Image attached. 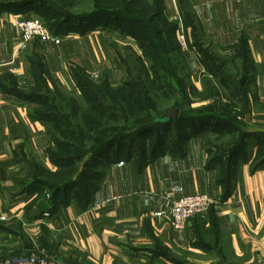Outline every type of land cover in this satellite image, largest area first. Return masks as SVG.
<instances>
[{"label": "crops", "instance_id": "obj_1", "mask_svg": "<svg viewBox=\"0 0 264 264\" xmlns=\"http://www.w3.org/2000/svg\"><path fill=\"white\" fill-rule=\"evenodd\" d=\"M161 2L166 20L176 26L180 56L193 80V107L226 94L228 103L219 104L232 105L230 126L236 124L234 118L240 121L241 149L228 158L234 138L220 145L221 130L199 129L187 139L183 155L166 151L146 163L134 157L106 162L89 203L58 200L60 191L39 179L40 172L57 174L61 169L51 157L58 148L52 125L37 117L40 101L11 90L34 87L41 64L50 94L87 109L73 67L95 83L106 81L117 89L129 75L144 77L142 49L133 34L101 20L57 34L59 44L39 38L23 42L16 25L20 12L2 10L0 257H18L36 246L67 264H264V132L250 131L264 128L262 0ZM35 5L24 14L44 18L31 10ZM198 40L213 49L216 74L202 64ZM243 62L249 64L245 71ZM210 159L215 160L211 165ZM228 160L232 186L224 199L219 176L229 169ZM192 193H206L214 203L207 214L175 230L169 210L176 199Z\"/></svg>", "mask_w": 264, "mask_h": 264}, {"label": "trees", "instance_id": "obj_2", "mask_svg": "<svg viewBox=\"0 0 264 264\" xmlns=\"http://www.w3.org/2000/svg\"><path fill=\"white\" fill-rule=\"evenodd\" d=\"M87 2L88 6L85 5ZM31 4H36L31 10L41 12L40 14L47 21L50 30L55 34L68 33V29L71 28L64 29L65 24L72 20H78V23H91L101 20L104 26H112L120 31L133 34L142 49V61L145 67L146 57L148 56V53L145 52L147 49L159 48L164 57H168L170 52L180 55L181 46L176 37V26L166 20L161 0H92V2L84 0H3L0 1V11L9 10L24 14ZM38 5H42L43 9H47L48 12L42 13L45 10H38ZM134 8L137 11H134ZM140 8H143L144 11L140 12L138 10ZM122 14L128 16L135 14L138 16L136 18H127ZM106 17H108V20L115 17V20L123 19L132 23V25H139L140 28L137 26V29H127L118 25V23L109 22ZM153 24L156 25L155 28L151 26ZM150 30L156 32V44L151 41ZM197 45L202 56V64L209 72L216 74L219 66L212 62L214 58L213 49L209 45H205V48H202L200 40L197 41ZM241 51L244 53L243 49ZM160 60H163L164 64H162V67L167 70V65L165 64L167 61L162 58ZM248 66L247 62H243L242 70L245 71ZM153 68L155 67L153 66ZM148 71L149 69H145L147 73L146 79L129 75L122 86L114 89L106 81L100 84L95 83L84 70L79 67H73L72 73L76 83L83 92L88 104L87 109H82L75 100L68 99L61 94L58 97L50 94L47 71L41 64L36 69L37 82L34 87L27 90H19L15 86L13 87L12 93L40 101L42 108L37 110V117L48 121L52 125L51 137L58 150H67L65 156L58 155L55 152L56 150L51 152L53 163L61 169L57 174L40 172V177L42 175H50L51 177L49 181L39 178L40 181L51 187L53 191H67L66 189L69 186L67 182L61 181L60 183L58 179L55 180L61 175L60 173L67 169L74 171L80 160L91 156L94 159L101 155L104 157L108 155L109 160L111 159L110 161L133 158L130 155L121 157L123 142L128 141L129 147H132L134 146L132 142L133 136L145 133L148 130H154L157 127H166V129L174 127L176 138L173 140L174 148L170 149V152L176 155H183L187 139L195 134L197 130L204 128L221 130L213 127L217 126L215 123H224L225 126L221 127L223 130L228 125H231L228 124L230 121L228 116L232 113L231 104L222 106L214 102L200 108H194V98L191 96L189 86L183 88L184 100L178 102V105L172 108L178 110L177 115L174 114L169 119L162 121L172 110L169 109L164 113V116L154 117L156 108L154 101L149 96L151 94L150 86L153 85L154 77L150 79L152 76ZM146 81H148L147 84ZM163 87L168 88L167 85ZM115 107L121 109L124 116L121 117L118 111L115 113ZM129 118L132 122H129ZM221 118L224 120H219ZM125 119L127 120L122 122ZM211 123L213 124L211 125ZM239 132H242V136L239 143L230 148L228 158H231L229 155L232 151L235 149V151L240 150L243 145L244 131L241 130ZM114 147L115 157L112 159L109 156V151ZM156 147L155 145L154 149H157ZM155 153L156 151L148 156V152L145 149V155H142L137 160L146 163L158 155ZM214 161L210 159V165ZM228 161H230L229 169L225 174L222 173L219 176V181L224 189V199L229 195L232 186L231 182H229V179L233 176L231 171L232 161ZM260 163L261 161L255 165L258 166ZM100 177L101 175L97 182ZM55 181L58 183L57 185L54 184ZM73 185L75 186L76 184ZM96 187L97 184L96 186H91L89 190L83 191L81 195H79V192L73 196L66 194L63 200L75 199L79 204L85 205L91 201Z\"/></svg>", "mask_w": 264, "mask_h": 264}, {"label": "rangeland", "instance_id": "obj_3", "mask_svg": "<svg viewBox=\"0 0 264 264\" xmlns=\"http://www.w3.org/2000/svg\"><path fill=\"white\" fill-rule=\"evenodd\" d=\"M0 1H3V0H0ZM14 1H18V0H14ZM85 5L88 6L89 5L88 2L85 3ZM38 10H45V11H42V13L48 12L47 9H43L42 5H38ZM133 10L137 11L135 8ZM138 10L140 12L144 11L143 8H140ZM123 16H125L127 18H133V17L136 18L138 15L133 14L132 16H128V15H123ZM115 18H112L114 20L113 21L112 19L108 20V17H106V19L109 22L118 23V25L124 26L127 29H130V28L131 29H133V28L137 29V26L139 27V25H136V26L134 24L132 25V23H130L129 21H125L123 19L115 20ZM66 22H68V21H66ZM46 23H47V21H46ZM77 24H78V20H72L71 22H68L65 24L64 29H68L70 27L75 28V26H77ZM151 26L155 28L156 25L153 24ZM149 35L151 36L150 38H151L152 43L156 44V42H157V40H155V38L157 36L156 32L153 30H150ZM200 43L202 44V48H205V43L202 40L200 41ZM145 52L148 53L147 54L148 56L146 57V62H145L146 69H149L148 72L152 76L150 79H153V77H154V79L152 81L153 85L150 86L151 94H149L151 99L154 101V105L156 108L155 109L156 111L154 112V117L155 116L161 117V116L165 115L164 113L167 110L175 108L176 105H178V102H181L184 100V95L182 92L183 88L188 87V86L190 87V84H192L193 80H192V78L188 72L186 63L183 61L182 57L180 58V55L173 53V52H170L168 57H166V56L164 57L163 53L161 52V50L159 48L158 49L150 48V49H147V51H145ZM160 58L165 59V61H167V63H165L167 65V70H165L162 67V64H164V63H163V60H160ZM167 59H170V60H167ZM153 66L155 68H153ZM154 69H155V71H154ZM155 72H156V75H155ZM146 76H147V73L144 72L143 79H146L147 78ZM147 83H148V81H146V84ZM166 85L168 88L163 87ZM227 90H229V88H227ZM223 96L225 97L226 94L217 95L216 98L214 99V102H217L218 104H219V102L220 103H223V102L228 103V101L226 99H223ZM116 111L120 112L121 117L124 116L121 112V109H119L118 107H115L114 112L116 113ZM219 116H220V114H219ZM234 119L236 120L235 121L236 124H234V127L228 125L227 126V127H229L228 130L227 129L223 130L221 128V127L225 126L224 123H219V124L215 123V125H217V126H213V127H216L218 129L223 130V131H221L222 132L221 136L219 137V139L217 141L220 143V145H221V143L225 144L231 138H234V140L231 141L230 142L231 144L228 146L233 147L239 143V140L242 136V134H241L242 132L241 133L239 132L240 131L239 130L240 125L237 122V121H239V119L238 118H234ZM126 120L127 119L123 120L122 122H125ZM128 120H129V122H132L130 120V118ZM219 120H224V119L221 118ZM212 124L213 123H211V125ZM210 129H212V128H210ZM212 130H214V129H212ZM225 130H227V131H225ZM214 131H217V130H214ZM174 132H175V129L172 126L171 129H166V127H162V128L157 127L154 130H148L145 133H140L139 135L133 136V138H132L133 139L132 142L134 143V146L129 147L128 141L123 142L120 155H122L121 157H126V156L130 155V156H133V157L139 159L142 155H145V149L148 152V156L152 155V153L154 154V151H156L155 154L170 151V149L174 148L173 140L176 138V135ZM155 145L157 146L156 147L157 149H154ZM224 147H226V146H224ZM57 150H58V148L56 149L55 152H57V154L60 156H65L67 154V150H60V149L58 151ZM70 154H72V153L70 152ZM109 156L112 159H114L115 147L109 151ZM110 160L108 158V155L106 157L101 155L100 157L98 156L94 159H92V156H91V157H88L86 159L80 160V163H77V165H76L77 167L75 168L74 171H72L71 169H67V170L63 171L62 173H60L61 175L58 176V178H55V180L58 179L60 181V183H61V181H65V182H67V184H69V186L66 189L67 191L62 190V191L58 192L57 199L61 201L65 198L66 194H69V196H73L74 194H77V192H79V195H81L83 191L86 192L87 190L90 189L91 186H96L97 180H98L99 176L102 174V170H103L104 165L106 164V162H108ZM217 160L219 161L220 158L218 157ZM226 171L227 170L224 169L225 173H226ZM39 178L41 180L49 181L51 177H50V175H42L41 177L39 176ZM78 178H80V179H78ZM65 182H62V183H65ZM71 182H73V183H71ZM54 184L57 185L58 183L55 181ZM72 184H76V185L72 186ZM55 191L57 192V190H54V192ZM51 192H52V190H51ZM24 242H25V244H27L26 240H24ZM24 252H25V254H22L21 256L29 255L33 252H36L42 256L50 258V260H56V262H59L61 264H67V263L63 262L61 259H58L57 257H53L52 255L46 253L40 247L35 246L32 248H29L28 250H24ZM0 258H2V257H0Z\"/></svg>", "mask_w": 264, "mask_h": 264}, {"label": "built area", "instance_id": "obj_4", "mask_svg": "<svg viewBox=\"0 0 264 264\" xmlns=\"http://www.w3.org/2000/svg\"><path fill=\"white\" fill-rule=\"evenodd\" d=\"M262 10L264 14V0H262ZM16 25L19 29L23 42H27L33 38H39L45 43L54 42L59 44L62 41V37L51 31L45 20L40 16L20 14L16 19ZM180 41L183 48H187L185 36H181ZM49 196L50 195H48V197ZM213 203V199L206 193H192L176 199L169 210L172 228L175 230L184 229L191 219L207 214ZM45 215L50 216L49 212ZM0 264L61 263L56 262V260H50L48 257L33 252L25 256L0 258Z\"/></svg>", "mask_w": 264, "mask_h": 264}, {"label": "water", "instance_id": "obj_5", "mask_svg": "<svg viewBox=\"0 0 264 264\" xmlns=\"http://www.w3.org/2000/svg\"><path fill=\"white\" fill-rule=\"evenodd\" d=\"M177 115L178 114V110H176V109H172L166 116H165V118L164 119H162V121L163 120H165V119H169L170 117H172V115ZM251 132H258V131H261V132H264V128H253V129H251L250 130Z\"/></svg>", "mask_w": 264, "mask_h": 264}]
</instances>
